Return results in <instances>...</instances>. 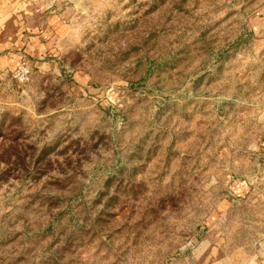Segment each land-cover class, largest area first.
<instances>
[{"label":"rangeland","instance_id":"obj_1","mask_svg":"<svg viewBox=\"0 0 264 264\" xmlns=\"http://www.w3.org/2000/svg\"><path fill=\"white\" fill-rule=\"evenodd\" d=\"M263 251L264 0H0V264Z\"/></svg>","mask_w":264,"mask_h":264},{"label":"built area","instance_id":"obj_2","mask_svg":"<svg viewBox=\"0 0 264 264\" xmlns=\"http://www.w3.org/2000/svg\"><path fill=\"white\" fill-rule=\"evenodd\" d=\"M31 72V67L24 62L22 66L19 67V69L16 71L15 76L18 77L21 80L28 79V76Z\"/></svg>","mask_w":264,"mask_h":264},{"label":"crops","instance_id":"obj_3","mask_svg":"<svg viewBox=\"0 0 264 264\" xmlns=\"http://www.w3.org/2000/svg\"><path fill=\"white\" fill-rule=\"evenodd\" d=\"M2 61V59H1ZM6 63H8L7 60H5ZM255 264H264V251L261 253L260 258L258 259V261Z\"/></svg>","mask_w":264,"mask_h":264}]
</instances>
